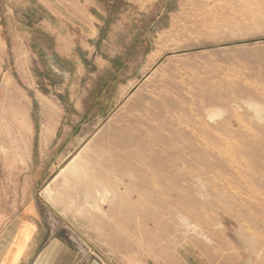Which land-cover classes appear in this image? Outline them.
<instances>
[{"label":"rangeland","instance_id":"obj_1","mask_svg":"<svg viewBox=\"0 0 264 264\" xmlns=\"http://www.w3.org/2000/svg\"><path fill=\"white\" fill-rule=\"evenodd\" d=\"M98 2L100 65L0 105V229L32 196L103 264H264V0ZM129 144L146 163L110 173Z\"/></svg>","mask_w":264,"mask_h":264},{"label":"crops","instance_id":"obj_2","mask_svg":"<svg viewBox=\"0 0 264 264\" xmlns=\"http://www.w3.org/2000/svg\"><path fill=\"white\" fill-rule=\"evenodd\" d=\"M100 11L98 0H0V105L7 96L46 104L63 83L99 66ZM40 217L31 196L0 229V264H103L72 251ZM178 256L172 264H213L193 248Z\"/></svg>","mask_w":264,"mask_h":264},{"label":"bare ground","instance_id":"obj_3","mask_svg":"<svg viewBox=\"0 0 264 264\" xmlns=\"http://www.w3.org/2000/svg\"><path fill=\"white\" fill-rule=\"evenodd\" d=\"M142 120V119H141ZM141 122V121H140ZM139 124V123H137ZM140 125V124H139ZM144 125V124H143ZM133 126V125H132ZM148 127V126H147ZM136 128V127H135ZM129 129V128H128ZM127 129V130H128ZM132 129V128H131ZM125 130V129H124ZM123 132V131H122ZM130 132V131H129ZM134 132V131H133ZM130 134V133H129ZM144 134V133H143ZM147 134V132H146ZM135 135V133H134ZM139 135V133L137 134V136ZM136 136V137H137ZM141 136V135H140ZM145 136V135H144ZM148 136V135H147ZM149 138V137H148ZM125 139V138H124ZM144 139V138H143ZM146 139V138H145ZM142 140V139H141ZM147 140V139H146ZM139 142V140H138ZM151 142V141H150ZM144 143V142H143ZM141 145V144H140ZM137 146V144H136ZM124 148V150H123ZM123 148L121 149H118V150H114L112 155H113V158L112 159H108V161H105V166L107 167V170H109L110 173L112 174H116V175H119L121 172L122 169L125 168V171L129 168H127V165H131V164H137V165H143L146 163L145 159L143 158L144 156L140 157L139 155V151L138 149H136L135 147L131 146V144L127 145V146H123ZM146 148H147V145H146ZM142 151V150H140ZM148 153V152H147ZM141 154V152H140ZM143 155V154H141ZM149 162V161H148ZM132 166V165H131ZM146 167V166H145ZM131 168V167H130ZM139 168V166H138ZM134 169V168H133ZM136 171V170H135ZM159 172V170H158ZM157 170L155 171H152L151 173H149V177H148V180L150 181H156L157 180V174H158ZM106 173V172H105ZM134 173V172H133ZM128 174V173H127ZM105 175V174H104ZM110 176H113V175H110ZM108 177V176H107ZM126 178V177H125ZM144 178V177H143ZM122 179V178H121ZM111 184V182H110ZM114 184V183H113ZM112 184V185H113ZM120 184V183H119ZM155 184V183H154ZM111 185V186H112ZM116 185V184H115ZM156 185V184H155ZM117 187V186H116ZM115 187V188H116ZM114 188V187H113ZM112 188V189H113ZM114 188V189H115ZM120 189L119 187L117 188V190ZM164 190V194H167V191L165 190V188H163ZM116 192V191H115ZM118 193V192H117ZM116 193V194H117ZM151 194V193H150ZM176 205H179L178 203H176ZM173 206V205H172ZM181 207V206H180ZM183 207V206H182ZM174 210V209H173ZM183 211V210H182ZM182 213V212H181ZM175 214H176V211H175Z\"/></svg>","mask_w":264,"mask_h":264}]
</instances>
